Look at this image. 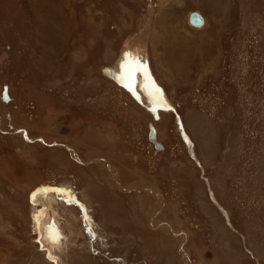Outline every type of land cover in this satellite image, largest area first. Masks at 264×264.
<instances>
[{
    "label": "rangeland",
    "instance_id": "1",
    "mask_svg": "<svg viewBox=\"0 0 264 264\" xmlns=\"http://www.w3.org/2000/svg\"><path fill=\"white\" fill-rule=\"evenodd\" d=\"M0 264H264V0H0Z\"/></svg>",
    "mask_w": 264,
    "mask_h": 264
},
{
    "label": "bare ground",
    "instance_id": "2",
    "mask_svg": "<svg viewBox=\"0 0 264 264\" xmlns=\"http://www.w3.org/2000/svg\"><path fill=\"white\" fill-rule=\"evenodd\" d=\"M196 18L202 19L203 23L200 26H196L193 24V21ZM191 23H192V25H194V27L201 28L205 25L206 22H205V19L199 15V16H194L191 20ZM136 50L137 51L135 53H133L130 56V58L127 59L128 61L126 62V65H125L127 67L124 68L123 75H119L115 72V70H111V69H108L106 73L109 76H111L112 78H114L116 83H117L116 78L118 76L123 77L125 79V81H127V84H128L127 88H124V89L131 90L136 96H138V98L141 101H143V100H145V99H143L145 97L138 94V92H137V89L140 88V90H142V92L146 96V101L149 104L147 106L150 109V111L153 112L154 118L159 119V121H160L161 114L159 111L164 110V109H170V107L165 103L162 91L160 89L156 88L155 81H154V79L150 73L148 58L145 56V54H142L140 52V50H138V49H136ZM120 87H122V86H120ZM155 130H156V128H155ZM156 136H157V131H156ZM42 188H44L46 190V192L42 193L39 191V192L33 194V197L31 198V203L32 204L37 203L38 206H41V208L43 209V210L39 211V214L36 217V222H37V225L45 227L43 225L44 221L41 223V219L46 217V212L50 208L49 204L51 201L50 196H51L52 188L51 189L48 187H42ZM55 189L59 193H62V191H63L60 188H55ZM44 231H45V229H44ZM47 240L50 241V240H52V238H50L48 236ZM52 247H53V244L49 242L48 248L51 251H53Z\"/></svg>",
    "mask_w": 264,
    "mask_h": 264
},
{
    "label": "water",
    "instance_id": "3",
    "mask_svg": "<svg viewBox=\"0 0 264 264\" xmlns=\"http://www.w3.org/2000/svg\"><path fill=\"white\" fill-rule=\"evenodd\" d=\"M202 19L201 18H196L194 19L193 21V24L196 25V26H200L202 24ZM116 81L117 83L122 86L123 88H127L128 84H127V81H125V79L121 76H118L116 78ZM3 98H4V101H9V97H8V87H4V95H3ZM149 139L152 143H154L155 147L158 149V150H161L163 151L164 150V147L163 145H161L160 143H158L157 141V136H156V130H155V127L153 125H150V135H149ZM42 193H45L46 190L44 188H41V191Z\"/></svg>",
    "mask_w": 264,
    "mask_h": 264
},
{
    "label": "flooded vegetation",
    "instance_id": "4",
    "mask_svg": "<svg viewBox=\"0 0 264 264\" xmlns=\"http://www.w3.org/2000/svg\"><path fill=\"white\" fill-rule=\"evenodd\" d=\"M117 84V83H116ZM118 85V84H117ZM119 86V85H118Z\"/></svg>",
    "mask_w": 264,
    "mask_h": 264
},
{
    "label": "snow or ice",
    "instance_id": "5",
    "mask_svg": "<svg viewBox=\"0 0 264 264\" xmlns=\"http://www.w3.org/2000/svg\"><path fill=\"white\" fill-rule=\"evenodd\" d=\"M125 67H127V66H125Z\"/></svg>",
    "mask_w": 264,
    "mask_h": 264
}]
</instances>
